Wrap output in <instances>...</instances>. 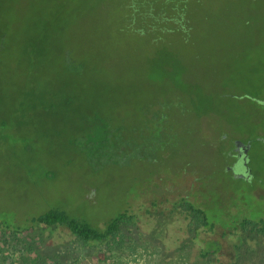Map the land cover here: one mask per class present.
Wrapping results in <instances>:
<instances>
[{
	"label": "rangeland",
	"instance_id": "obj_1",
	"mask_svg": "<svg viewBox=\"0 0 264 264\" xmlns=\"http://www.w3.org/2000/svg\"><path fill=\"white\" fill-rule=\"evenodd\" d=\"M239 197L264 212V0H0V215L134 216L0 230V264H264Z\"/></svg>",
	"mask_w": 264,
	"mask_h": 264
},
{
	"label": "trees",
	"instance_id": "obj_2",
	"mask_svg": "<svg viewBox=\"0 0 264 264\" xmlns=\"http://www.w3.org/2000/svg\"><path fill=\"white\" fill-rule=\"evenodd\" d=\"M163 2L168 3L171 0H162ZM189 204V209L194 213L200 216L203 220V224L207 223V214L205 210L195 207L191 203ZM247 203L243 204V210L248 211L250 207ZM247 215V214H246ZM243 218V222L247 221V216ZM230 216V217H229ZM228 218L233 219L235 213L233 211L229 213ZM233 216V217H232ZM133 211L129 208L124 210H119L113 214L103 225L96 227L90 222L86 221L83 218L73 216L63 209L56 207L48 208L40 213L31 214L25 216L21 221H15L13 214H1L0 215V230L6 232L21 233L23 231L35 230L38 228H62L67 231L69 234L75 236L77 239L85 243H101L108 241L112 236L119 231L122 226V223L130 218L132 219ZM211 227L213 223H209ZM244 229L247 226V223H242ZM264 229V228H263ZM197 232L195 233V236ZM195 236L193 238H195ZM31 249H33L31 247ZM218 249L217 243L215 242H205V247H203L199 254L201 257H205L214 253Z\"/></svg>",
	"mask_w": 264,
	"mask_h": 264
},
{
	"label": "flooded vegetation",
	"instance_id": "obj_3",
	"mask_svg": "<svg viewBox=\"0 0 264 264\" xmlns=\"http://www.w3.org/2000/svg\"><path fill=\"white\" fill-rule=\"evenodd\" d=\"M249 146L246 145H242L240 146V142L236 141L235 142V150H237V164L239 162L243 163L244 167L239 168V169H235L230 167L229 165L225 168L227 170H230L232 172V177H234L236 179V177L240 176L241 178V182H243V184H247L248 182H250V178L249 176H251V174H246V172H249L250 167H249ZM257 192H262V189H256ZM239 199H241L238 203L239 207L234 211L235 212V218L234 219H226L229 221H233V224L239 228L241 231H246V230H250L253 233H261L264 235V212L255 214V213H249L250 210L245 211L243 210V199L239 197ZM251 205V204H250ZM220 211V210H219ZM206 214H210L211 211H205ZM220 212H224V211H220ZM230 211L224 212V215H229ZM247 214V215H246ZM245 215L247 216V221L243 222V218H245ZM208 217V216H207ZM211 223L210 222V218L208 217V224ZM242 223H247V226H245V229L242 225ZM211 225L209 224V229H211ZM208 242H215V241H208ZM216 243V242H215Z\"/></svg>",
	"mask_w": 264,
	"mask_h": 264
}]
</instances>
